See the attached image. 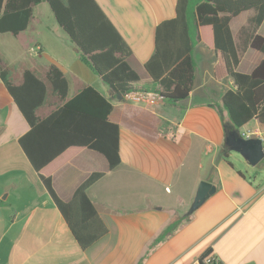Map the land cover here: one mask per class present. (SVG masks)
Returning a JSON list of instances; mask_svg holds the SVG:
<instances>
[{"label":"crops","instance_id":"1","mask_svg":"<svg viewBox=\"0 0 264 264\" xmlns=\"http://www.w3.org/2000/svg\"><path fill=\"white\" fill-rule=\"evenodd\" d=\"M96 1L133 51L129 63L141 76L135 89L152 90L145 64L155 52L157 26L176 17L178 0ZM195 7L193 0L190 17L196 22ZM49 8L44 0L35 6L29 28L19 35L0 33V55L13 81L19 83L26 69L44 77L56 64L69 80L70 98L87 86L110 98L111 89L82 59L53 13L54 18L47 16ZM254 15L249 10L232 18L237 45ZM196 32L195 39L191 33L196 68L188 98L176 103L112 98L109 118L121 129L116 169H109L102 154L75 148L45 170L65 201L92 173L105 174L87 194L108 233L87 249L77 243L23 152L19 140L30 127L0 78V264H201L207 252L223 264H264V182L251 181L229 160L233 155L225 141L235 127L223 96L234 81L216 79V53L199 38L198 27ZM257 34L264 37V21ZM262 61L264 53L247 48L237 70L249 74ZM238 129L245 138H264V124L257 119ZM234 157L245 161L238 153ZM203 180L215 184L216 193L160 239L178 212L191 206Z\"/></svg>","mask_w":264,"mask_h":264},{"label":"trees","instance_id":"2","mask_svg":"<svg viewBox=\"0 0 264 264\" xmlns=\"http://www.w3.org/2000/svg\"><path fill=\"white\" fill-rule=\"evenodd\" d=\"M42 1L0 0V33L17 36L26 31L34 17V7ZM44 1L82 59L111 89L112 96L108 98L95 87L87 86L70 98L69 80L56 64L49 66L44 77L26 69L21 81L16 83L1 55L0 78L30 127L19 140L23 152L77 243L87 249L108 233L107 224L87 194V190L105 174L92 173L77 188L72 199L65 201L54 188L52 174L45 170L75 148H88L102 154L109 169H116L121 164V129L109 118L113 111L112 98L122 100L141 82V76L129 63L133 54L131 47L96 0ZM192 1L178 0L176 17L157 26L155 52L145 64L153 82L151 89L171 103L188 98L194 86ZM249 10H254L255 15L242 29L241 43L237 45L230 22L233 17ZM194 13L199 38L216 53V79L231 78L234 81V88L223 96L232 125L241 128L253 119L264 124V61L249 74L237 70L247 48L264 53V37L257 34L264 21V0H196ZM47 83L61 105L42 117L38 110L46 102ZM178 224L176 221L169 224L160 239ZM208 253L201 257V264H206L204 259ZM211 264L223 263L214 261Z\"/></svg>","mask_w":264,"mask_h":264},{"label":"water","instance_id":"3","mask_svg":"<svg viewBox=\"0 0 264 264\" xmlns=\"http://www.w3.org/2000/svg\"><path fill=\"white\" fill-rule=\"evenodd\" d=\"M226 152H235L243 157V159L252 166H256L264 159V138L248 137L245 138L239 132L238 128H234L226 137ZM217 191V186L209 181L200 182L195 198L188 210V214H193L199 209L212 195Z\"/></svg>","mask_w":264,"mask_h":264},{"label":"rangeland","instance_id":"4","mask_svg":"<svg viewBox=\"0 0 264 264\" xmlns=\"http://www.w3.org/2000/svg\"><path fill=\"white\" fill-rule=\"evenodd\" d=\"M47 12H48L47 13L48 14L47 16H49L50 19L54 18V17H52L53 15H52V11H51L50 8L47 9ZM191 23H192L191 33H192L193 38L195 39L196 34H197V32H196V28H197L196 27V22L195 21H192ZM202 56L204 57V55L198 54V56H196V57H198V59H199L200 57L202 58ZM2 60H3V58H2ZM20 66L21 65L18 64L16 66V68L17 69H20ZM10 72H11V70H10ZM11 78H12V72H11ZM47 84H48V95H47V99H46L45 104L38 110L39 115L44 114L45 111H52V110L56 109L57 106L60 103L59 102L60 100L54 94L51 85L49 83H47ZM249 128H251V127H249ZM245 130L246 129H244V133H245ZM231 154L233 156H230L229 157V160H231L235 164V166H236L237 169H240L243 172L244 175H246L249 179H251V181L256 182L257 184H260V183L264 182V159L259 164H257L256 166H252V165L248 164L246 161H239V159H235V157H234V154L235 153L234 152H232ZM189 208H190V206H189ZM189 208H185L184 210L179 211L178 212V216L175 217L173 219V221L174 222L176 221L177 223L181 222L184 219V217L186 216Z\"/></svg>","mask_w":264,"mask_h":264},{"label":"built area","instance_id":"5","mask_svg":"<svg viewBox=\"0 0 264 264\" xmlns=\"http://www.w3.org/2000/svg\"><path fill=\"white\" fill-rule=\"evenodd\" d=\"M40 49H41L40 46L34 47L35 51H39ZM124 96H126L128 100H131L133 102H152V103L155 102L156 100L163 98L162 95L159 94L158 92L147 89H133L127 92ZM214 261L219 263V260L215 259L212 255H207L204 259V262L206 264H211Z\"/></svg>","mask_w":264,"mask_h":264}]
</instances>
